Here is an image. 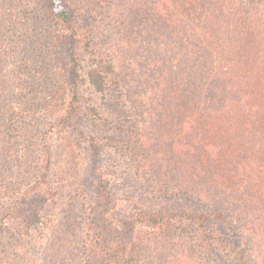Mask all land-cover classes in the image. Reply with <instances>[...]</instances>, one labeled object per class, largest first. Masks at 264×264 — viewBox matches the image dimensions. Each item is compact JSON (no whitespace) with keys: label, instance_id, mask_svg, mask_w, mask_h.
<instances>
[{"label":"rangeland","instance_id":"rangeland-1","mask_svg":"<svg viewBox=\"0 0 264 264\" xmlns=\"http://www.w3.org/2000/svg\"><path fill=\"white\" fill-rule=\"evenodd\" d=\"M22 1L0 0V29L9 28L6 37L9 41L0 45V56L8 50L7 45H13L15 52H25L26 41L31 40L30 33L12 14H22L21 20L32 14ZM214 1L224 4L231 12L232 8L233 11L248 8L251 17L256 15L258 21L264 22L263 4H250L248 0H212L209 5ZM15 24L19 31L13 34ZM249 35L254 55L264 56V33L258 35L249 30ZM115 40L114 34L108 38L100 32L97 34L100 48L115 65L104 91H96L86 83L81 87V110L74 120L57 125L45 113H30L22 121L24 139L12 140L11 147L16 155H21V166L30 176L22 175L24 182L40 170L41 145L48 147L49 175L56 190L47 216L31 227L29 234H19L18 220L11 221L0 236V264H84L88 209L98 175L107 181L116 198L117 214L131 213L139 207L152 212L187 209L190 205L197 210L224 215L231 211L229 224L222 226L220 224L226 221L213 216L208 220L207 229L217 230L227 237L229 243L246 256L248 264H264V74L259 73L264 69L251 71L254 77L248 78V83L245 81L244 90L249 92L242 101L246 106L255 103L262 111L246 107V113H242L240 96L230 89L240 91L244 87L237 77L231 80L233 86L226 82L229 80L223 74L228 70L221 71L219 66L212 68L211 63L204 70L200 62L198 66L204 72H214L213 76L221 81L218 89L205 99L202 95L204 80L195 78L196 71L192 69L186 70L188 75L184 72L183 64L188 61L185 48L175 49L176 57L172 62L162 61V64L154 56H148L146 49L132 46L128 50L126 39L120 38L117 46ZM21 67L7 60L0 67V128L3 130V112L11 102L7 86L14 79L9 71L18 75ZM219 74L222 79L218 78ZM42 77L36 76V81ZM217 84V81L212 82L211 89ZM229 107L236 117L223 123V114ZM251 112H254L259 136L256 140H248L241 133L245 118L242 114ZM16 117L22 119V115ZM192 140L196 143L190 149L187 143ZM7 147L0 141V207L6 204L1 191L4 186H11V173H17L15 169L19 165L14 157L8 159ZM228 157L231 160L226 163L229 169L225 172L220 165ZM188 159L195 161L191 166L212 165L216 173L221 171L224 176L218 174L222 178L216 179L206 174L196 190H188L184 179L189 181L196 177L189 172ZM192 184L195 183L189 186ZM187 223L176 230V239L184 241L182 247L169 245L164 249L149 244L142 250L139 263L234 264L217 242L197 252L193 246L196 232ZM189 244L192 246L187 248ZM171 247L175 248L173 255L183 251V255L178 254L179 262L169 254Z\"/></svg>","mask_w":264,"mask_h":264},{"label":"trees","instance_id":"trees-1","mask_svg":"<svg viewBox=\"0 0 264 264\" xmlns=\"http://www.w3.org/2000/svg\"><path fill=\"white\" fill-rule=\"evenodd\" d=\"M187 1L190 4H185ZM211 1L123 0L120 3L118 0H24L21 3L27 11L32 10V14L23 20L22 14H14L10 10L26 32L30 33L31 40L26 41L25 52H15L13 45H7L8 50L0 56L1 68L6 60L14 66H24L18 71V75L16 72L12 74L9 69L11 77L14 78L7 86L11 102L3 112L4 130L0 128V141L8 145L7 149L10 152L8 159L14 157L20 165L15 169L17 173H11L13 175L11 186H4L1 191L6 204L0 207V236L8 229L13 219L18 220L19 234H29L30 228L42 222L47 216L46 211L55 199L56 190L49 175V149L41 145L40 170L34 177L31 176L29 181L24 182L22 175H29L21 166V155H16L11 142L24 139L21 135V131L24 130L22 121L28 114L42 112L57 125L62 121L69 123L81 110L79 99L83 85L88 83L94 90L100 92L109 86L110 75L114 72L115 65L98 44L99 32L107 38L113 37L114 34L116 46L120 38L126 39L128 50L132 46L144 48L148 56L152 55L156 60L166 63H171L176 57L175 49L185 48V57H188V61L183 64L184 72L188 75L186 70L192 69L196 71L195 78L199 80L201 77L200 80H204L202 95L206 97L205 99L221 84V81L213 76L214 72H204L206 65L211 63L212 68L219 66L218 69L221 71L228 70L223 74V77L229 80L226 82H231L232 85L231 80L237 77L241 80L242 87L248 78L253 79L252 70L264 69V56L254 55V47L249 43L252 37L249 30L261 35L264 33V22L258 21L256 15L251 17L248 8L235 9L234 15L233 8L231 12L230 8L224 7V4L219 5L218 1L209 5ZM248 1L250 4L264 5V0ZM8 29L7 26L0 29V45L5 40L9 41L6 38L9 35ZM12 29L13 34L17 33L18 24L13 25ZM200 62L204 70L198 66ZM259 73L264 74V70ZM173 74L172 71L170 75ZM221 75L219 74L218 78L222 79ZM36 76L43 77L36 81ZM16 79L24 80L25 83H16ZM214 81L218 84L214 85L212 90L211 83ZM245 88L246 86L240 91L230 89L231 93L240 96V111L246 113V107L262 111L255 103H251L250 106L242 104L244 96L249 92L244 90ZM225 110L223 123L226 119L229 122L228 119L236 117L230 112V107ZM254 112L242 114L245 118L241 133L248 140L259 139L254 123ZM17 115H22V119H18ZM195 143L192 140L187 144L191 149ZM249 143L252 142H247ZM229 160L230 157L220 165L224 166L222 170L225 172L229 169V165L226 164ZM188 161L189 172L196 176L192 179L189 176V181L184 179L188 190L191 188L196 190L206 174L216 179L224 176L221 171L216 173L212 165L196 168L191 166L194 160ZM95 181L94 195L88 209L86 240L83 243L86 256L84 264H140L141 252L149 244H157L164 249L169 245L175 248L178 245L182 247L184 241L176 239V230L183 228L181 225L186 221L196 232L193 246L197 252L200 253L205 245L217 242L233 259L234 264H248L246 256L229 243L227 237H223L217 230L207 229L208 220L214 217L226 221L220 224L222 226L229 224L231 211L224 215L223 212L197 210L190 205L187 209L171 208L152 212L139 207L131 213L117 214L116 198L110 191L107 181L102 175H98ZM191 182L195 184L189 186ZM171 239L175 242L170 243ZM191 246L192 244H189L187 248ZM174 247L170 248L169 254L179 262L178 254L183 255V251L173 255Z\"/></svg>","mask_w":264,"mask_h":264}]
</instances>
